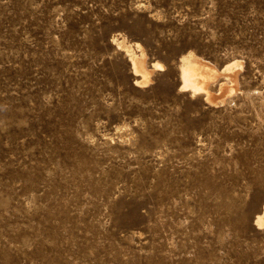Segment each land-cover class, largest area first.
<instances>
[{
    "label": "rangeland",
    "instance_id": "1",
    "mask_svg": "<svg viewBox=\"0 0 264 264\" xmlns=\"http://www.w3.org/2000/svg\"><path fill=\"white\" fill-rule=\"evenodd\" d=\"M263 210L264 0H0V264H264Z\"/></svg>",
    "mask_w": 264,
    "mask_h": 264
},
{
    "label": "bare ground",
    "instance_id": "2",
    "mask_svg": "<svg viewBox=\"0 0 264 264\" xmlns=\"http://www.w3.org/2000/svg\"><path fill=\"white\" fill-rule=\"evenodd\" d=\"M114 39L118 42V45L127 49L128 52L130 51L132 69L141 76V79L138 80L140 85L152 80V73L155 71L154 68H163L164 64L160 62L153 63V66L147 63V51H145L144 45L140 42L130 41L125 36L117 37L115 35ZM243 65L239 58V60L232 59L224 64L223 67L219 68L212 61L202 57V55L200 56L194 51H189L181 59L182 87L191 90L193 94L202 93L208 100L216 104L218 102L220 103V101L223 102L222 100L225 99L226 94H230L231 92L232 95V91L237 88L238 83L237 85L235 83V79L238 81L236 78V66L243 67ZM257 222V224L263 225L264 227V210L258 215Z\"/></svg>",
    "mask_w": 264,
    "mask_h": 264
}]
</instances>
